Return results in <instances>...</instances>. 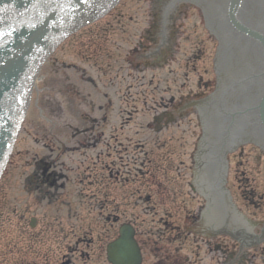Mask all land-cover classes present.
Wrapping results in <instances>:
<instances>
[{"label":"rangeland","instance_id":"374dc122","mask_svg":"<svg viewBox=\"0 0 264 264\" xmlns=\"http://www.w3.org/2000/svg\"><path fill=\"white\" fill-rule=\"evenodd\" d=\"M165 4L158 0H117L108 12L76 28L62 44L54 48L42 64L14 147L0 176V264H57L61 255L67 253V246H72L75 240L85 236L94 241V248L100 246L99 251L90 254L87 261L79 258L80 254L77 253L74 256L75 263L107 264L105 244L114 237L115 227L126 219L135 223L141 231L140 238L141 242L145 241V247L150 248L155 237L162 235L163 220L169 211L158 212V209H177L172 207L170 201L165 206L160 203L162 200H158L169 199L174 191L171 186L166 187L164 195L162 186H159L162 183L158 182L161 181L160 177L155 182L151 177L142 178L132 170L128 182L124 185L116 183V188L107 190L98 181L91 182L93 178L86 177V173L73 172L72 179L65 184L63 191L57 190L54 197L36 189L30 174L34 161L49 153L44 148V142L48 141L45 131L62 132V119L66 115L63 105L66 103L67 94L64 91L67 81L78 86L83 83L88 91L95 90L93 84L100 86L102 82L116 85L108 89L103 86L98 94L91 93L94 100L90 103H94V106L102 101H110L109 121L103 127L106 130L115 127L117 131L116 146L112 147L109 156L104 155L108 150L102 149L105 153L100 163L105 164L111 158H115L117 163L119 160L125 163V150L131 149L128 156L132 160L127 166L133 168L138 166L134 161L140 158L133 150L134 145L145 141L149 143L147 124L152 122L153 111L142 105L143 100L158 99L164 94L163 88H170L168 94L178 89L182 93L189 88L197 91L199 76L203 81L210 82L208 88L201 87L203 95L215 88L214 53L217 40L205 26L203 11L190 1L177 2L174 12H171L175 19L168 26L167 35L175 38L176 42L173 53L169 55V62L156 70L157 76L160 74L161 77H167L159 81V91L155 77L152 85L142 91L146 87L141 86V80L134 77L137 73L124 68L122 55L134 47L148 24L164 10ZM150 75L151 71L148 70L147 79ZM121 77L125 80L122 81ZM103 92H106L107 100L100 95ZM70 96L74 97L73 94ZM91 112L95 113L93 110ZM200 134L201 126L196 110L180 123L160 133L164 137L162 140L165 146L172 147V160L166 162V165L173 168L166 174L174 177L173 180L179 184L177 199L180 200L182 211L195 210L201 201L200 196L192 198L194 187L191 183L193 153ZM129 141L131 143L128 148L119 145L120 142L125 144ZM58 149L55 148L51 157H56L60 163L62 156ZM227 157L232 161L227 185L237 204L240 194L233 176V161H247L242 165L246 173L253 176L250 180L257 193L264 190V156L261 147L244 142L236 145ZM256 167H259V173ZM177 172L180 174L176 178ZM238 178L241 179L242 175L238 174ZM148 182L154 183L148 185ZM143 188H150L147 191L151 195L149 205L153 209H148V205L140 198L147 194ZM105 191L108 194L106 197L101 194ZM101 205H105L106 211H99ZM245 210L253 211V208ZM109 212L118 214L119 221L112 223L105 220ZM32 218L34 224L30 225ZM185 251H188L187 247ZM144 253L145 262L154 264L153 251L148 252L146 249ZM163 263L167 261L160 255L159 264Z\"/></svg>","mask_w":264,"mask_h":264},{"label":"flooded vegetation","instance_id":"af4514ba","mask_svg":"<svg viewBox=\"0 0 264 264\" xmlns=\"http://www.w3.org/2000/svg\"><path fill=\"white\" fill-rule=\"evenodd\" d=\"M166 39L162 38V41H158L155 37H149V41L142 45L143 53H139L137 57L143 60L144 64L149 61L153 62L154 57L157 55L160 48L165 44ZM166 61V59H164ZM138 61V63H140ZM144 77H142L143 79ZM142 79L141 82H144ZM200 85V83L198 84ZM197 97L196 91L188 90L186 94H171L165 98L160 96L158 101L154 100V104L147 109H152L155 116L159 119L158 127L167 128L171 122H175L177 119L183 118L191 110L196 108V98L191 99L190 96ZM67 101L70 99L67 97ZM145 103V102H144ZM110 101L99 102L96 105L95 113L92 114L91 110L81 112V117L76 118V124L66 123L67 129L62 133L61 137L57 134H48L49 141L45 142L46 148L49 153L45 155V163L47 165L46 173L49 176V183L51 185V192L48 191V186L45 187V192L50 195L56 196L57 190H62L65 184L72 179V173L77 174L86 173V177H92L91 182L98 181V184L103 185L102 188L107 190L116 188V183L124 185L128 182V176L132 172L133 167L127 166L130 160L128 153L130 150H125V163L122 160L117 163L115 158L109 159L105 164L100 163L102 161V149L108 150L109 156L112 147L116 146L115 140L117 139V131L115 127H111L104 131L103 124L106 120V114L110 109ZM80 106V105H79ZM68 109H71L70 102L67 105ZM102 111V112H101ZM148 142H142L138 144L134 150L136 155L140 158L138 161L137 172L141 174H153L157 170L158 162H169L166 153L161 151L160 136L155 133L152 137H149ZM131 141L128 143L120 142L124 147L128 148ZM146 143H148L146 145ZM55 148H60L62 160L58 163V159L52 158ZM169 153H167L168 155ZM155 156V160L151 157ZM104 162V161H103ZM239 164H241L239 162ZM82 168V169H81ZM135 168V169H136ZM145 168L144 171L141 169ZM44 173V172H42ZM40 170V166L36 163L33 170L34 180L39 185V182L44 179ZM242 175V187L245 197L250 199V202L258 208L262 202L259 199L258 203L253 201L251 196L255 193L249 182V178L245 175V171L241 170ZM58 177L62 185L58 186ZM46 178V179H47ZM38 187V186H36ZM47 188V189H46ZM43 191V190H40ZM246 192L248 194H246ZM106 196V191L104 192ZM261 198V197H260ZM151 201V196L146 204ZM261 202V203H260ZM154 207H152L153 209ZM179 209V208H178ZM177 209V210H178ZM99 211H106L105 205H101ZM163 211H170L163 209ZM254 215L258 214L255 218L249 219L245 217V222L238 227L235 232L243 231L241 235H235V238H229L227 235L219 233L227 231L224 224H214L213 221L208 222L204 218L187 214V218L180 220V217L176 221L171 222L173 217L172 213L167 214L163 220V234L172 232L183 233V239L181 243H187L188 254L184 258L185 264H264V211H255ZM190 216V217H189ZM182 219V218H181ZM162 220V219H161ZM94 241L92 239L75 240L72 246H67V252L61 255L57 264H60L66 258L69 259L68 264H76L74 256L79 253V258L87 261L90 258V254L98 253L99 247L94 248ZM144 246L142 245L141 248ZM245 247L247 249H245ZM183 245L175 246L174 249L179 253L181 252ZM84 261V262H85ZM176 263V262H175ZM172 260H167V264H175ZM146 264V263H141Z\"/></svg>","mask_w":264,"mask_h":264},{"label":"water","instance_id":"95a60500","mask_svg":"<svg viewBox=\"0 0 264 264\" xmlns=\"http://www.w3.org/2000/svg\"><path fill=\"white\" fill-rule=\"evenodd\" d=\"M200 1L205 5L206 10L208 7L207 12L209 11V14H212L214 25L217 27L218 32L222 34V36L224 37L223 39L224 48L221 49V51L219 52V56H217L219 58L218 67L219 70L222 71L220 73L222 80L224 83H226L224 88L227 87V90L228 89L230 90L231 88L234 90H232L231 95L228 96L230 97V100L226 96L224 98L223 104L222 102L221 104L223 105L224 110H233L232 112L235 114L233 115L232 118L228 114L230 111H228L227 116L226 115L222 116L221 115L222 111L219 112L216 110V108H213V109H208V111L203 114V119H202L200 113L197 111L201 126V134L196 143V147L193 153L192 167H191V183L193 187H195L196 189H198V187L194 185L193 182L195 178V171L193 170L194 168H196L197 157L198 159H200V161L198 162L199 172H200V174L198 175L199 181L205 180L209 184H215L216 182L219 181L220 176H218V174L216 173V168L215 167L213 168L212 164L221 160V152L218 151V146L220 144L219 142L222 141L223 136L227 135V137H225L226 141L228 142L229 140H232L231 144L235 146L244 143V141L242 140L237 142L233 140L240 136V132H239V129L241 128L240 125L243 124L247 126L249 125L248 127L253 132L258 127L256 120V110L254 105L256 100L251 98V96H249L250 93L248 92L250 87L256 85L255 92L259 94V92L263 87L262 80H264L263 50L258 44H256V42H254V40L247 39L245 36L235 33L231 28L228 27L226 20H224V10H225L224 7L226 0H217L216 3L211 2L212 0H200ZM3 2L5 4L10 2L9 4H7V6H9L11 10H14V13L25 9V7H23L24 2L22 0H2L0 2V6L1 3L3 4ZM29 2H33V0H29ZM35 2L37 1H34L33 3ZM260 4H253V6L249 8L250 10L248 11V13L251 15L252 19H253L252 16L253 9H257L258 11H260V12L257 11L256 15H258V13L261 12L263 13L264 2H260ZM56 5H57L56 0H46L45 8H47L48 6L51 8ZM45 8H43L41 12L37 11L38 9L36 10L38 16L42 17L46 14L47 10ZM165 9L166 8L164 7V10ZM241 11L242 12L239 16L242 18H246L245 17L246 13L244 12V9H242ZM35 17L36 15L31 18V21ZM203 17H204L205 26L208 28L209 25L207 23V19L204 13H203ZM259 18L260 16L258 15L257 19ZM262 23L264 22H261V24ZM165 26L167 31L168 23L165 24ZM260 28L262 31H264V27L260 26ZM64 29L65 27H63L62 30ZM27 36L28 34L25 33L23 34V38ZM217 45H218V41L216 44L215 53L217 50ZM44 47H42L39 50V52H41ZM17 50L19 51L18 44H16L15 47L13 46V49L6 56L5 53L2 52V55H4L5 57L6 64L2 63L4 57H2L0 60L1 61L0 62V132L1 133L4 130L3 127L4 124L2 125L3 116L4 115H6L7 117L10 116L11 119L16 118V116L13 115L14 108L12 104L13 99L16 100L15 88L18 85V82L25 80L24 76L19 77L20 72L24 67V64L20 61L21 59L23 60L22 57L24 56V52L21 50L20 54L16 55L17 59H19L17 61L18 64H15V62L14 63L11 62V60L14 57L13 53ZM215 53H214V59H215ZM224 61L229 64V67L227 66L229 70H224L223 67ZM31 67L32 65H30V69ZM214 71L216 75V86H217L219 83H218L217 71L215 69V63H214ZM8 103L9 105L12 104L11 108L8 107ZM14 107L17 110L18 106L14 105ZM220 115L222 118L219 117ZM240 121L243 122L240 123ZM205 123L208 125L206 126L207 129L206 131L204 127ZM224 124H227L226 127L232 124H234L235 126H232V128L231 126L226 128ZM203 131H205V136L202 139V141L204 145H206V148L203 157H201L200 155L197 156V153H200L199 143H200V139L203 136ZM261 134L262 135L259 138L260 140H263L264 143V131L261 130ZM6 136L8 137L7 133L5 137ZM5 140H6V144L3 146H5V148H8L9 139H5ZM263 156H264V150H263ZM108 253L111 257L114 255L118 264H128L127 262L129 261L138 260L139 256L137 253V248L132 239V233L128 228L126 227L121 228V235L116 241H114L110 245Z\"/></svg>","mask_w":264,"mask_h":264},{"label":"bare ground","instance_id":"6f19581e","mask_svg":"<svg viewBox=\"0 0 264 264\" xmlns=\"http://www.w3.org/2000/svg\"><path fill=\"white\" fill-rule=\"evenodd\" d=\"M78 25H79V23H78V24L74 23V24H72L71 28L73 29L74 27H77ZM63 31H64V30H62L61 32H63ZM50 45H51V44H50ZM45 47L48 48V47H49V44L45 45ZM45 47H44L43 50L40 52L41 54L48 50V49H45ZM31 69H32V67H31ZM31 69H30V71H31ZM30 71H29V72H30ZM18 107L20 108V106H18Z\"/></svg>","mask_w":264,"mask_h":264}]
</instances>
